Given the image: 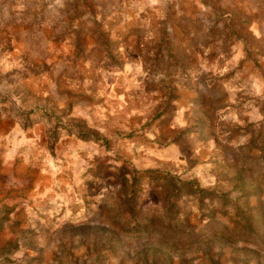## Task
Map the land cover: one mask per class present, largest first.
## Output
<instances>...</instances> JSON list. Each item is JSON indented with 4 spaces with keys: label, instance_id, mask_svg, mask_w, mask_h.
Masks as SVG:
<instances>
[{
    "label": "rangeland",
    "instance_id": "obj_1",
    "mask_svg": "<svg viewBox=\"0 0 264 264\" xmlns=\"http://www.w3.org/2000/svg\"><path fill=\"white\" fill-rule=\"evenodd\" d=\"M0 264H264V0H0Z\"/></svg>",
    "mask_w": 264,
    "mask_h": 264
},
{
    "label": "trees",
    "instance_id": "obj_2",
    "mask_svg": "<svg viewBox=\"0 0 264 264\" xmlns=\"http://www.w3.org/2000/svg\"><path fill=\"white\" fill-rule=\"evenodd\" d=\"M81 136H83V135H81Z\"/></svg>",
    "mask_w": 264,
    "mask_h": 264
}]
</instances>
